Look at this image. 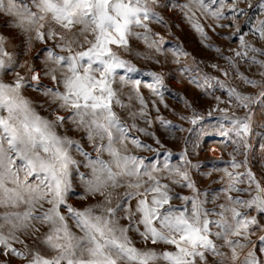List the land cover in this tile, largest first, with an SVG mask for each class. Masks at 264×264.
<instances>
[{"label": "snow or ice", "instance_id": "1", "mask_svg": "<svg viewBox=\"0 0 264 264\" xmlns=\"http://www.w3.org/2000/svg\"><path fill=\"white\" fill-rule=\"evenodd\" d=\"M241 4L264 16V0H0L3 26L20 37L19 46L9 51L14 38L0 33V264H264V235L258 243L252 240L257 231L264 232V175L258 177L249 166L254 109L264 106V18L252 23L259 44L254 46L236 23L247 15ZM160 7L180 10L204 40L197 12L216 27H235L240 50L232 56L215 51L258 90L248 94L216 77L205 75L202 83L193 78L198 87L226 90L227 103L246 110L237 116L227 115L228 107L214 109L225 113L218 135L231 138L233 145L230 160L207 162L222 173L218 190L198 187L190 171L197 165L187 151L172 164L173 154L166 150L162 165L146 163L135 151L159 155L164 148L150 130L157 102L146 100L141 88L163 103L166 85L156 71L143 73L150 83L136 78L140 69L122 53L133 51V40L161 50L162 38L156 39L151 27L152 22L166 24ZM224 20L231 23H219ZM35 43L44 46L34 58L42 57L39 69L26 58ZM174 55L188 54L177 47ZM241 62L255 66L260 79L244 75ZM220 71L229 75L228 69ZM43 78L50 84H42ZM29 88L43 103L26 95ZM192 113L180 119L196 126L204 117L194 108ZM157 119L169 131L175 128ZM138 134L159 147L153 149ZM200 136L210 134L201 129ZM200 136L195 146L201 150L205 143H224ZM76 184L83 189L79 199L97 197L96 202L69 203Z\"/></svg>", "mask_w": 264, "mask_h": 264}, {"label": "rangeland", "instance_id": "2", "mask_svg": "<svg viewBox=\"0 0 264 264\" xmlns=\"http://www.w3.org/2000/svg\"><path fill=\"white\" fill-rule=\"evenodd\" d=\"M178 2L186 3L187 0H178ZM163 3H167V0H162V4ZM252 3L255 4L256 0H252ZM240 7L246 9L247 15L239 16L236 23L239 25L245 39L254 46H259L257 37L252 34L251 27L257 17L264 18V16H261V12L258 8L247 9L246 4H241ZM157 11L160 12L166 22V24L156 22H152L151 24L153 31L158 34L155 38H162V43L160 45L161 50L159 52H156L154 49L150 50L142 41L133 40L131 41L133 51L131 53H122L124 59L129 60L140 69V73L135 74L136 78L141 79L145 83H150L151 77L145 76L143 73L156 71L164 75V82L166 85V88L162 89L163 103H160V98L154 96L148 88H141L146 100L149 102L155 100L157 102L159 112H156L155 109H151L150 103V118L153 120L150 130L160 139L164 148L160 150L159 155H157L156 152H149L143 149L135 150L136 154L143 156L146 163L151 162L162 165L166 159V150L171 151L173 154L170 157V163L172 164L179 163L180 154L187 151L188 159L193 165H197V167L192 168L190 171L198 187L201 188V190H218L221 187L219 181L222 173L219 171H212L211 164L207 162L210 160L219 161L221 159L223 161L230 160V153L233 152V145L231 143V138L218 135L220 124L222 123L221 117L225 115V113L214 111V109L217 107H228L229 111L227 115H232V113L235 112L237 116H243L246 110L236 109L230 106L227 103L228 96L226 90H221L218 87L209 89L198 87L197 83L193 82V78H200L202 83V78L205 75L208 77H216L224 82L226 87H234L238 91H243L248 94H254L258 90L245 84L240 77L229 68L228 62L222 59L221 55L215 51V48L218 47L222 50L224 55L232 56L234 50H240V41L237 35H234L236 32L235 27H216L217 22L197 12L196 17L204 26V30L208 37L207 40H204L201 35L191 27L180 10L171 7H160L157 8ZM219 23L230 24L231 20L219 21ZM3 24L4 20L0 19V33L6 38H14L9 44V51H11L13 50L12 45L19 46L20 37L16 35L15 29L4 27ZM137 31L142 30L137 29ZM206 45H213L214 47H207ZM43 47L42 44L35 43L26 57L35 63L37 69L41 66L42 57L34 58ZM177 47L188 55H174ZM137 53L140 55H137ZM145 53L153 56V59H145ZM157 59L159 63L156 62ZM212 65H218V67L214 68ZM185 69L188 70L185 71ZM220 69H228L229 75H223ZM240 71L249 78L260 79L259 70L255 66L250 67L249 64L241 62ZM120 73L123 74V71L120 70ZM41 83L50 84V81L43 78ZM213 83L215 82L213 81ZM26 95L37 104L43 103L44 101V98L31 88L27 90ZM216 96L220 97L222 103L215 99ZM185 101L191 104V107H186ZM165 105H167V107H165ZM193 108L204 117L196 126H193L188 120L180 119L181 116L191 117ZM38 111H41V114H46L43 109L38 108ZM209 112H212V115H209ZM254 112L253 135L250 137L249 166L258 177H261L264 175V106H256ZM157 117H162L164 120L170 121L171 125L175 126V128L169 131L166 126L159 122ZM223 123L227 125V121H223ZM140 126H145L142 121L140 122ZM179 128L185 130L192 128L193 131H179ZM201 129L210 134V137L200 136ZM69 134L75 139H80L78 134ZM138 135H140L142 141L150 144L153 149L159 147L153 138L145 137L142 134ZM198 136H200V140L210 138L216 141H223L224 143H205L203 150H201L195 146L198 142ZM225 144L227 146H224ZM85 147L90 150L87 144H85ZM211 149L215 150L212 151ZM237 159L242 160L243 157L238 155ZM218 166L223 168L226 165L221 163ZM244 170L243 168L239 169L241 172ZM210 171H212V174L210 176L206 175V173ZM213 181L216 182L214 183ZM74 189L75 191L69 203H72L75 207L87 206L88 204L96 202L98 199L97 197H89L88 199L81 200L78 197L82 194L83 189L78 184L74 185ZM175 190L181 192L182 195L191 194L186 188H177ZM177 203L179 202L177 201ZM208 206L211 207V204ZM253 214L258 215L256 213ZM260 235H264V232L257 231L252 236V240L258 243ZM135 239L138 245L142 244L138 237H135ZM17 264H19V262H17Z\"/></svg>", "mask_w": 264, "mask_h": 264}]
</instances>
